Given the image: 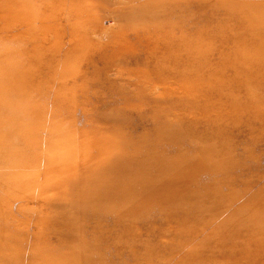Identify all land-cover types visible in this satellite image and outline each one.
<instances>
[{"label": "rangeland", "instance_id": "1", "mask_svg": "<svg viewBox=\"0 0 264 264\" xmlns=\"http://www.w3.org/2000/svg\"><path fill=\"white\" fill-rule=\"evenodd\" d=\"M0 264H264V0H0Z\"/></svg>", "mask_w": 264, "mask_h": 264}]
</instances>
